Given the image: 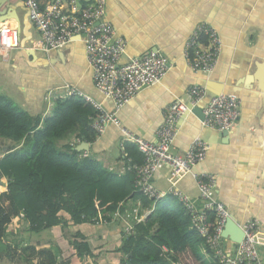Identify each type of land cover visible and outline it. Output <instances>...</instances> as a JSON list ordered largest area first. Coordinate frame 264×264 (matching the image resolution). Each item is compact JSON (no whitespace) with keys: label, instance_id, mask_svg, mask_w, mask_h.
Masks as SVG:
<instances>
[{"label":"crops","instance_id":"obj_1","mask_svg":"<svg viewBox=\"0 0 264 264\" xmlns=\"http://www.w3.org/2000/svg\"><path fill=\"white\" fill-rule=\"evenodd\" d=\"M60 1L68 4L67 0ZM7 2L15 17L11 14L0 26L16 28L20 46L6 56L0 55V93L31 115L42 117L50 114L57 99L68 97L65 85H74L93 99L103 100L93 85L83 41L75 36L61 49L44 50L23 0ZM85 4L86 0H78V5ZM104 19L126 42L120 63L148 51H156L169 61L161 81L142 88L118 113L121 124L137 135L155 141L165 108L176 100L188 103V91L194 85L204 87L207 93L195 104L202 111L209 98L220 92L238 98L239 120L227 134L204 127L200 117L190 111L177 121L170 151L183 154L195 137L206 141L205 158L179 179L177 188L196 199L192 173H213L216 198L225 206L228 219L239 227L255 219L264 243V0H106ZM200 22L213 25L221 38L222 48L211 73L191 70L183 55L188 35ZM102 103L106 110L111 109L109 101ZM71 141L75 142L61 140L59 145ZM124 145L119 129L108 124L93 142H86L82 155L121 174L125 170ZM15 146L8 139H0V157ZM169 176L167 169H161L151 177L153 186L163 194L161 199L170 195ZM5 183V179L0 181L1 186ZM61 215L67 218L65 213ZM109 217L107 224L69 223V230L82 233L90 247L91 257L81 260L59 226L33 233L20 214L11 220L8 236L0 241V264H36L33 258L24 261L21 251L12 250L20 243L50 247L57 256L69 257L71 264H118L123 224L114 213ZM23 232L26 237H17ZM45 236L54 239L45 242ZM229 236L227 240H231ZM199 249L211 259L202 244ZM14 252L16 255L9 256ZM261 254L264 256V244Z\"/></svg>","mask_w":264,"mask_h":264},{"label":"built area","instance_id":"obj_2","mask_svg":"<svg viewBox=\"0 0 264 264\" xmlns=\"http://www.w3.org/2000/svg\"><path fill=\"white\" fill-rule=\"evenodd\" d=\"M67 3L65 5L60 0L44 3L23 0L29 20L39 32L44 50L61 49L75 36L83 41L93 85L102 99L110 102L111 109L106 110L103 100L93 99L74 85H65L63 88L68 97H80L92 106L95 115L91 119V127L95 133L101 134L108 124H112L119 129L123 141L133 144L142 155V162L130 167L135 173L134 192L146 196L151 205L143 207L140 199L133 198H127L118 205L114 215L123 224V235L132 233L134 225L144 221L153 211L155 203L163 197L153 186L151 177L158 170L167 169L171 184L168 194L173 195L189 215L190 228L203 238L202 245L213 262L264 264L261 254L264 243L258 221L248 219L240 226L243 236L239 242L227 240L223 236L228 212L216 198V177L213 173H192L198 192L196 199L177 188L179 179L205 158L208 149L206 141L195 137L183 154L170 151L177 121L205 97V88L194 85L188 91V103L176 100L165 108L155 141L132 132L121 124L118 113L142 88L161 81L169 68L168 59L156 51H148L130 58L126 63H120L126 42L116 35L104 19L106 0H86L84 6L78 5V0H67ZM19 46L18 30L7 25L0 26V55L6 56ZM221 48L217 29L210 23L200 22L188 35L183 55L191 70L211 73ZM239 105L240 101L232 94L219 93L210 97L202 111V125L216 131L233 129L239 120ZM5 186L6 183L0 184V197Z\"/></svg>","mask_w":264,"mask_h":264},{"label":"trees","instance_id":"obj_3","mask_svg":"<svg viewBox=\"0 0 264 264\" xmlns=\"http://www.w3.org/2000/svg\"><path fill=\"white\" fill-rule=\"evenodd\" d=\"M94 115L92 106L80 97L57 99L46 117L31 115L0 93V139L16 144L0 157V181L6 180L0 197V241L8 236L11 220L21 214L33 233L59 226L83 260L91 257L87 238L71 232L69 223L107 224L127 198L140 199L143 207H150L146 196L134 192L135 173L130 167L140 164L142 155L133 144L124 145L121 174L75 150L77 142H93L97 137L91 127ZM69 139L75 142L59 145ZM190 224L173 195L159 199L148 217L123 235L118 264H217L206 261L199 249L203 238ZM24 246L26 262L36 258V264H71L69 257L57 256L50 247Z\"/></svg>","mask_w":264,"mask_h":264},{"label":"water","instance_id":"obj_4","mask_svg":"<svg viewBox=\"0 0 264 264\" xmlns=\"http://www.w3.org/2000/svg\"><path fill=\"white\" fill-rule=\"evenodd\" d=\"M3 9L5 11H3ZM11 12L12 11L10 10V4L7 2V0H0V22H3L6 19V17L11 16V14H13ZM12 16H14V14ZM190 111L192 113L197 114L200 117V119L203 120V113H202V110L200 108H198L197 106H191L190 107ZM227 132L228 131H222V133H224V134H227ZM85 146H86V142H81L76 147V150L77 151L86 150ZM231 228L234 231L232 233H229L230 232L229 229H231ZM227 233L230 235L229 237H230L231 241H233V242L241 241L242 236H243L242 229L238 225H236V223L231 221V219H227L226 222H225V226H224V229H223V236L225 237L226 235H228Z\"/></svg>","mask_w":264,"mask_h":264},{"label":"rangeland","instance_id":"obj_5","mask_svg":"<svg viewBox=\"0 0 264 264\" xmlns=\"http://www.w3.org/2000/svg\"><path fill=\"white\" fill-rule=\"evenodd\" d=\"M23 236H25V233L23 232V234H21V233H17V237H23ZM26 237V236H25ZM51 239H54L53 237H51V236H45L44 238H43V241H51ZM34 241H39V240H37V239H35L34 238ZM53 243H55V242H53ZM25 244H22V243H20V244H17V245H14V247L12 248V250H14V251H17V250H19V251H22L21 249H22V247L24 246ZM25 247V246H24ZM15 254H11V255H9V256H13V255H16V252H14ZM26 253H28V252H26ZM25 255H28V254H25ZM203 255V254H202ZM205 259H206V261L207 262H209L211 259L209 258V257H204ZM9 260V259H8ZM34 261H36L37 262V259L36 258H34ZM7 261H4V263H6ZM31 263V262H30ZM32 264H34V263H32Z\"/></svg>","mask_w":264,"mask_h":264}]
</instances>
